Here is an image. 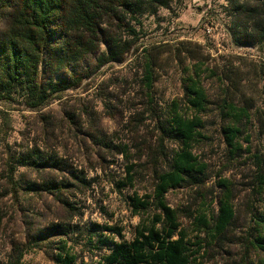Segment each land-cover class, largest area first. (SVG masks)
<instances>
[{
	"label": "trees",
	"instance_id": "16d2710c",
	"mask_svg": "<svg viewBox=\"0 0 264 264\" xmlns=\"http://www.w3.org/2000/svg\"><path fill=\"white\" fill-rule=\"evenodd\" d=\"M170 1L0 0V101L39 111L60 100L104 66L138 52L141 17L155 15ZM226 1L235 45L264 46V0ZM137 60L142 102L127 118L123 137L106 134L95 119L89 132L81 131L82 114L73 112L61 127H77V143L86 153L69 154L57 146L45 124L39 142L4 161L2 198L17 200L20 193L49 198L60 214L15 246L16 262L36 249L52 264H201V243L211 245L213 240L220 246L236 242L243 264H264V156L251 155L255 171L248 195L259 206L248 210L246 229L239 236L230 237L239 212L229 179L217 181L220 196L213 218L200 214L191 230L167 201L172 190L203 185L208 164L195 150L210 139V113L220 122L218 131L231 158L251 153L249 129L254 122L264 136V101L256 105L254 99L264 86H255L251 95L241 90L236 100L232 90L241 87L242 78L237 81L232 71L218 73L202 56L183 66L182 95L163 107L154 93L155 59L143 48ZM177 61L183 63L181 52ZM252 65L264 83V64ZM208 80L219 84L216 95H210ZM117 158L119 169L114 167ZM143 175L149 176L151 191L139 195L134 188ZM106 186L138 217L129 241L121 226L110 224L112 216L105 224L85 221L95 211L108 215V207L96 198Z\"/></svg>",
	"mask_w": 264,
	"mask_h": 264
},
{
	"label": "rangeland",
	"instance_id": "374dc122",
	"mask_svg": "<svg viewBox=\"0 0 264 264\" xmlns=\"http://www.w3.org/2000/svg\"><path fill=\"white\" fill-rule=\"evenodd\" d=\"M229 16L226 0H171L167 8H160L155 15L141 17L138 52L130 54L121 63L104 66L94 77L84 81L80 88L64 93L60 100L39 111L26 109L18 103L0 101V182L4 161L12 154L23 152L32 142H39L43 138L45 124L49 125L48 135L55 137L53 141H56L57 146L66 147L69 154L86 153V148L77 143L80 139V136L76 137L77 127H61L66 114H82L81 131L89 132L90 120L95 119L106 134L116 133L114 137H123L125 131L122 128L127 118L142 102V91L138 86L141 69L137 57L143 48H147L155 59L157 80L154 93L159 105L163 107L182 95L183 66L202 56L206 64L218 73L232 71L237 81L242 78L241 87L232 90L236 100L241 90L251 95L255 86H264V83L259 82L260 78L252 65V62L264 64V46H236L231 36ZM179 52L183 54V63L177 61ZM218 86L215 81H206L212 96L219 92ZM254 99L256 105L264 101V90L261 89ZM261 106L264 107V102ZM208 118L210 139L195 150L199 158L208 164L203 185L172 190L167 194V201L179 211L181 224L191 230L194 219L200 214H206L208 219L213 218L220 196L217 181L229 179L235 186V206L239 212L231 230L234 234L230 237L239 236L246 229L248 210L259 206L248 194L255 171L251 155L264 156V136L257 133L254 122L249 129L251 153L233 159L227 154L218 131L220 122L214 118V113H210ZM243 146L246 148L247 145ZM120 165L121 159L117 158L114 167L119 169ZM28 175L31 178L32 173ZM134 190L139 195L150 192L149 176H140ZM131 193L124 192L125 195ZM96 198L103 200L109 213L104 216L95 211L90 217L86 215L85 221L105 224L109 216H112L110 224L121 226L124 240L129 241L138 217L131 215L123 197L110 192V187L106 186ZM57 216H60L58 208L49 198L38 199L23 193L19 194L17 200L0 196V264H52L42 251L36 249L29 250L17 263L14 248L16 245L22 246L29 232L42 228ZM204 237L203 232L200 238ZM204 244L201 264H243L239 254L241 248L236 242L220 246L212 240L211 245L201 243L202 246ZM250 259L251 256L248 262Z\"/></svg>",
	"mask_w": 264,
	"mask_h": 264
}]
</instances>
